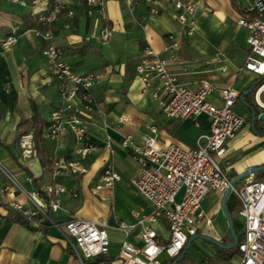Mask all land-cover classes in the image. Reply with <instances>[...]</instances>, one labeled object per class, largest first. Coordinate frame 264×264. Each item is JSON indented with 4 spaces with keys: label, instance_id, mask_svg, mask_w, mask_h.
Returning <instances> with one entry per match:
<instances>
[{
    "label": "crops",
    "instance_id": "0c3cea01",
    "mask_svg": "<svg viewBox=\"0 0 264 264\" xmlns=\"http://www.w3.org/2000/svg\"><path fill=\"white\" fill-rule=\"evenodd\" d=\"M51 1L34 0L24 6L0 0V42L9 35L19 36L18 43L10 50L3 51L0 47V168L27 193H43L49 186H64L67 192L54 197L60 208L52 212L47 206L51 220L58 224L75 218L105 221L109 226L110 248L99 262L124 264L117 255L125 236L114 227L121 222L133 225L134 211L146 214L152 208L131 184L137 166L130 153L122 149L121 142L127 136L139 142L153 128L157 132V147L175 143L190 148L199 136L209 133L206 115L186 120L163 116L162 108L168 95L158 90L157 80L143 90L135 67L146 47L169 62L170 71L181 84L196 88L201 80H208L216 87H232L238 96L233 108L246 123L234 139L226 142L224 154L217 160L232 180L250 168L264 167V122H256V130H253L242 102L243 95L260 76L239 71L249 47L247 32L237 25V20L247 14L248 1L192 0L200 9L196 32L186 37L176 21L177 12L165 0H137L134 5L127 0H104L112 36L108 45H102L99 41L101 23L97 17L86 15L84 0H70L69 8L75 16L70 19L62 12L53 25V34L54 44L64 50V61L74 73L96 76L91 101L78 97L74 102L89 119L88 131L97 144L84 157L73 153L76 145L69 134L57 139L42 137L59 95L53 82L52 66L41 54L46 44L33 31L42 28L36 18L47 10ZM153 7L158 9L157 15L151 14ZM205 8L210 12L204 11ZM169 35L178 42L177 50H163ZM217 56L226 59V72L212 61ZM257 90L253 100L257 106L259 100L264 105V90ZM208 101L222 105L215 92ZM101 118L107 123L106 128L101 127ZM36 130L41 132L42 163L36 156L23 155V137H31L34 144ZM71 163H76L77 167L70 168ZM107 164L113 165L120 180L112 191L96 192L95 186L100 183ZM254 175L246 179H255ZM3 182L5 178L0 171V183ZM110 194L112 201L106 199ZM10 199L27 206L25 198L19 194H0V264H77L60 230L53 226H24L12 220L6 205ZM221 204L219 193L209 192L205 196L201 210L205 218L211 220V225L199 219L197 235L205 230L215 232L212 219L221 212ZM232 216H237V212L232 213L231 221ZM152 228L162 240L168 237L164 219L152 223ZM138 231L135 229L127 238L136 246L140 245L136 237ZM218 240L222 243L216 236ZM214 254L215 249L210 255L214 257Z\"/></svg>",
    "mask_w": 264,
    "mask_h": 264
},
{
    "label": "built area",
    "instance_id": "2783aa9c",
    "mask_svg": "<svg viewBox=\"0 0 264 264\" xmlns=\"http://www.w3.org/2000/svg\"><path fill=\"white\" fill-rule=\"evenodd\" d=\"M8 1L25 6L34 0ZM127 1L134 5L137 0ZM165 1L177 12L176 21L184 35L193 36L197 27L199 4L192 0ZM247 1V14L237 20V25L247 32L246 43L249 47L239 71L246 70L261 77L264 76V0ZM84 3L86 15L90 18L97 17L101 23L100 43L108 45L112 29L107 22L105 1L84 0ZM69 7L70 0H52L47 10L37 15L36 20L42 28L33 31L35 36L46 44L41 54L52 66L53 82L59 95V102L50 113L42 137L57 139L69 134L76 145L73 153L84 157L93 148L88 131L90 122L76 108L74 102L78 97L87 102L91 101L90 92L96 82V76L93 73H74L64 61V50L54 44L53 25L62 12H66L70 19L75 16V12ZM204 11L210 12L206 8ZM151 14L157 15L158 9L153 7ZM167 39L168 43L163 50H177L179 44L174 37L169 35ZM18 40L19 36L9 35L1 40L0 47L3 51H8ZM212 61L220 64L222 72L227 71L224 56H217ZM135 72L141 79L143 90L147 89L153 80H157L158 90L168 95V100L162 108L165 118L186 120L206 115L209 118V133L199 136L190 148L175 143H170L164 148L157 147V132L153 128L151 133L143 136L139 142L128 136L123 139L122 149L130 153L137 166V173L131 179V184L137 194L150 204L152 210L146 214L134 211L133 225L121 222L114 227L125 236L117 256L124 264H174L189 239L197 235V221L205 219V224L211 225V220L205 218L201 210L205 196L209 192H216L223 198L225 192L230 189V194L237 201L236 212L242 223V236L235 245L237 256L234 264H264V178H249L242 184L232 185V179L227 176L217 160L223 156L226 142L234 139L246 123V119L233 108L237 93L230 86L216 87L208 80H201L196 88L181 84L177 75L170 71L169 62L161 59L150 47L144 49ZM263 87L264 84L257 91ZM214 92L222 100L221 106L208 101V97ZM257 103L261 113H264V105ZM100 125L102 128L107 127L103 118ZM22 146L26 158L36 156L31 137H23ZM69 167L76 168L77 164L71 163ZM0 171L5 178V182L0 183V194H19L27 203L26 206L10 199L6 203L9 210L20 213L30 225L43 226L44 222H48L49 226L60 230L67 242L69 253L77 264H103L94 261L109 253V226L105 221L75 218L64 224L55 223L47 214V206L52 212L60 208L54 197L67 192L64 186H49L43 193H27L11 175L1 168ZM119 180L113 165L107 164L95 191H112ZM72 195L76 197V194ZM106 199L112 201L113 196L110 194ZM158 219H164L167 223L168 237L165 240L152 228V223ZM137 228L139 246L127 241ZM218 242L220 243L219 240ZM229 262L219 264H230Z\"/></svg>",
    "mask_w": 264,
    "mask_h": 264
},
{
    "label": "trees",
    "instance_id": "16d2710c",
    "mask_svg": "<svg viewBox=\"0 0 264 264\" xmlns=\"http://www.w3.org/2000/svg\"><path fill=\"white\" fill-rule=\"evenodd\" d=\"M263 84H264V76H261V77H259V78H257L255 80V82H254V84L252 86L253 89L250 92H247L248 91L247 90L246 94L243 95L242 102H243L244 106L246 107V113H247V116H248L249 120H251L252 113H255V117H257L259 112H261V109L255 104V102L253 100V96H254L256 90L259 87H261ZM263 100H264V95H263ZM256 122H258V120H255V122L253 123V130H256V128H255ZM40 135H41L40 131L36 130L34 132V134H33V142H34L33 148H34L36 157L42 163V161L44 159V155H43L42 147H41L40 142H39ZM90 144L93 147L97 146V144L94 142V140L92 138L90 139ZM254 177H255L256 180L262 179L264 177V171L256 173L254 175ZM226 209H227V212H228L229 216L231 217L232 213L234 211H237V209H238L237 201L236 200H233V201H229L228 200L226 202ZM10 211H11V214H12L11 215L12 216V220H14L18 224H21V225H24V226H28L29 225V223L23 218V216L20 213L12 211V210H10ZM43 226L44 227L45 226H49V223L48 222H44ZM233 228H234V225H233ZM235 234H236V232H235ZM237 241H239V239H237ZM232 242H233V239L230 236L228 238H225V240L222 239V243L221 244H223L224 246H229V245L232 244ZM215 248L216 249H215L214 258H217L220 262L229 260L232 257V255L235 253V246L232 249H224V248H220L218 246H215ZM232 251H233V253H230ZM101 258H103V257H99L94 262H99ZM185 258H186V254L178 262V264H182L184 262ZM197 264H203V263H202V261H199Z\"/></svg>",
    "mask_w": 264,
    "mask_h": 264
},
{
    "label": "rangeland",
    "instance_id": "374dc122",
    "mask_svg": "<svg viewBox=\"0 0 264 264\" xmlns=\"http://www.w3.org/2000/svg\"><path fill=\"white\" fill-rule=\"evenodd\" d=\"M264 94V93H263ZM213 201V200H211ZM48 216H50V212H47ZM232 222L234 225V230L236 232V239H240L242 236V223L241 220L237 216H232ZM212 225L215 230V232L210 230H205L200 235H197L195 239L190 244L188 251L186 253V258L184 261V264H190V263H197L199 261H202L203 264H219V260L217 258L212 257L210 254L215 248V245L212 243L206 241L204 238H209L213 241H216V236L220 237L221 239L230 237V232L227 227V223L225 218L223 217L221 212H217L212 219ZM223 245V244H222ZM230 253H233L230 252ZM237 256L236 253L232 255V257L227 260L226 262H229L230 264H234V259ZM233 259V260H231Z\"/></svg>",
    "mask_w": 264,
    "mask_h": 264
},
{
    "label": "water",
    "instance_id": "95a60500",
    "mask_svg": "<svg viewBox=\"0 0 264 264\" xmlns=\"http://www.w3.org/2000/svg\"><path fill=\"white\" fill-rule=\"evenodd\" d=\"M252 89H253V87H251L248 92H250ZM255 120H258L259 122H264V113L259 114L257 119L255 117V113H252V117H251L252 123H254ZM260 171H264V167H260V168L259 167H253V168H250L249 170H246L244 173H242L241 175H239L238 177L233 179L231 184L232 185H236L240 181H242V180H244V179L250 177L251 175H254V174H256V173H258ZM228 200L229 201L235 200V197L232 194H230V189H228L225 192V194L223 195L222 204H221V213H222L223 217L226 220L227 227H228L229 232H230V236L233 239L232 244L229 245V246H224L221 243H219L218 241H213V240H211L209 238H206V237L204 238L206 241L212 243L213 245L218 246L220 248H224V249H232L236 245V242H237L236 234H235V231H234V228H233V224H232L231 218H230V216H229V214L227 212V209H226V202ZM194 239H195V237H192V238L189 239L184 251L182 252L180 257L177 259V261L174 264H178V262L184 257V255L186 254L190 244L192 243V241Z\"/></svg>",
    "mask_w": 264,
    "mask_h": 264
},
{
    "label": "bare ground",
    "instance_id": "6f19581e",
    "mask_svg": "<svg viewBox=\"0 0 264 264\" xmlns=\"http://www.w3.org/2000/svg\"><path fill=\"white\" fill-rule=\"evenodd\" d=\"M262 90H264V87L262 88ZM260 104H263L260 100H259Z\"/></svg>",
    "mask_w": 264,
    "mask_h": 264
}]
</instances>
